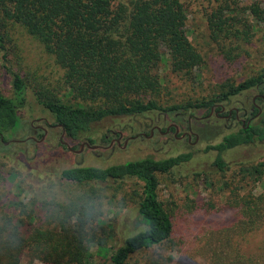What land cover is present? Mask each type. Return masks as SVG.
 Masks as SVG:
<instances>
[{
	"label": "rangeland",
	"instance_id": "1",
	"mask_svg": "<svg viewBox=\"0 0 264 264\" xmlns=\"http://www.w3.org/2000/svg\"><path fill=\"white\" fill-rule=\"evenodd\" d=\"M182 1L187 11V36L201 53L203 64L190 78L174 73L168 64L161 65L158 73L163 90L155 98L160 105H193L212 98L219 99L229 86L262 73L264 20L247 16L250 25L255 27L252 32L256 34L251 33L250 39L240 42L241 55L230 61L209 38L202 0ZM239 1L243 7L257 2L264 9V0ZM1 32L4 38L3 47H0V95L13 97L14 74H18L26 85L25 104L17 109L21 126L9 138L10 141L20 142H9L0 153V173L5 178L23 170H35L55 179L59 170L68 167H107L146 157L163 159L191 153L190 161L180 164L168 174H158L159 200L174 224L170 240L160 249L133 255L129 264H153L155 261L185 264L183 260L175 259L176 253L185 255L186 264H212L214 258H217L215 263L218 264H225V259L228 264H240L238 262L247 256H261L264 220L257 219L260 230L255 233L243 237L239 231L250 225L245 212L251 206L257 216L264 212V168L254 172V168L264 160V141L224 152L225 171H219L214 166L216 152H204L207 145L216 144L224 135L237 131L242 126L240 120L216 117L217 108L212 112L190 108L185 113L180 110L169 114L107 119L93 128L92 137L96 143L92 146L97 148L84 147L77 153L75 151L80 145L88 142L67 139L52 115L38 102L39 97H48L67 104L76 103L68 96L62 68L20 26L8 25ZM255 95V89H251L216 105H222L226 111L238 109L239 117L245 119V123L249 118H252L251 123H257L264 118V101L256 102L261 112L255 115L252 111ZM79 104L95 108L100 102ZM170 125L176 126V134L173 130L165 133L164 129ZM149 131L150 135L147 134ZM104 133H108L109 137L113 135V140L102 142L100 137ZM187 136H190L189 140ZM61 139L65 144H60ZM60 185L69 191L87 189L74 184ZM101 190L108 201L109 211L91 229L90 239L86 241L90 246H85L82 240V235L87 236L82 225L46 221L38 209L23 219L26 221L24 227L29 229L40 224L43 229L60 230L58 237L74 241L76 250L87 247L86 253L92 256L88 259L89 264H102L126 236L141 230V226L137 225V202L142 184L136 179H126L109 183ZM61 224L66 225L67 233L62 231ZM237 242L242 246L240 252L235 249ZM96 243L104 248L99 249ZM26 261L24 257V264H27ZM30 264L44 263L33 260Z\"/></svg>",
	"mask_w": 264,
	"mask_h": 264
},
{
	"label": "trees",
	"instance_id": "2",
	"mask_svg": "<svg viewBox=\"0 0 264 264\" xmlns=\"http://www.w3.org/2000/svg\"><path fill=\"white\" fill-rule=\"evenodd\" d=\"M202 2L211 42L227 60H236L241 55L240 42L256 34L247 16L263 21L264 9L257 2L248 7L241 6L239 0ZM186 20L182 0H0V47L4 38L2 28L8 25L20 26L42 46L62 68L68 96L76 103L67 104L48 97H39L38 102L52 115L67 139L92 146L96 143L92 137L94 126L107 119L180 110L185 113L190 108L210 112L217 102L256 87L264 94L263 69L258 76L229 86L219 99L193 105H160L155 98L163 90L158 73L161 65L168 64L174 73L190 78L203 64L201 53L187 36ZM12 89L13 97L0 95V153L5 149V142L10 141V134L21 126L17 109L25 104L26 85L18 74L12 76ZM80 102H100V105L84 107ZM254 111L258 114V110ZM100 140L109 142L113 135L104 133ZM263 141L264 118L257 123H245L237 131L224 135L218 143L207 145L204 152H216L214 166L225 171L224 152ZM192 156L185 153L163 159L146 157L107 167L75 166L55 174L59 184H74L89 190H101L109 183L126 179H136L142 184L137 202V225L141 230L126 236L102 264H129L133 255L160 249L170 240L174 224L159 200L158 174L170 173ZM261 168L264 160L254 172ZM245 214L250 225L239 231L243 237L260 230L257 219L264 220V212L257 216L252 206ZM22 224L21 246L0 253V264H24V257L27 264L33 260L44 264H89L92 256L86 253L87 247L76 250L74 241L58 237L60 230L43 229L40 224L25 229L26 221L22 220ZM61 229L68 232L65 224H61ZM96 246L104 248L102 244L96 243ZM241 247L237 242L236 252L242 251ZM260 252V257L247 256L238 263L264 264V243ZM216 260L212 264H218Z\"/></svg>",
	"mask_w": 264,
	"mask_h": 264
},
{
	"label": "clouds",
	"instance_id": "3",
	"mask_svg": "<svg viewBox=\"0 0 264 264\" xmlns=\"http://www.w3.org/2000/svg\"><path fill=\"white\" fill-rule=\"evenodd\" d=\"M34 209L46 221L82 225L87 234L82 240L90 246L86 241L91 229L107 215L109 204L100 189L65 190L54 178L37 172L23 170L6 178L0 176V253L21 246L22 220ZM175 259L186 264L182 253H176Z\"/></svg>",
	"mask_w": 264,
	"mask_h": 264
},
{
	"label": "flooded vegetation",
	"instance_id": "4",
	"mask_svg": "<svg viewBox=\"0 0 264 264\" xmlns=\"http://www.w3.org/2000/svg\"><path fill=\"white\" fill-rule=\"evenodd\" d=\"M255 91H256V95L252 98V105H253V107H252V111H253L254 109H256V110H258V114H259V113L261 112V109L257 106L256 102L259 101V100L264 101V94L260 93L259 87H256V88H255ZM214 108H217V109H218L217 114H215L216 117H219V116H220V117L225 118V119H227V120H229V121H231L232 119H234V120H236V121L240 120V122H241L242 125L245 124V119H242V120H241L240 117H239V110H238V109H229V110L226 111V110H225V107H223L222 105H216V104H215V105L210 109V112H212ZM218 113H220L221 115H219ZM251 113H252V112H251ZM251 119H252V118H249L248 120H246V123H247V124H250V123H251ZM171 128H175L174 133L176 134L178 130H177L176 126H174V125H170V126H168V127L165 129V133H168L169 131H171ZM38 129H39V130H42L43 132H45V130H44L43 128L38 127ZM38 129H37V130H38ZM184 134H185V133L181 134V137H182ZM175 138H177L176 135H175ZM187 139L189 140V139H190V136H187ZM32 140L35 141V138H32ZM60 143H61V144H65V143L62 141V139L60 140Z\"/></svg>",
	"mask_w": 264,
	"mask_h": 264
},
{
	"label": "water",
	"instance_id": "5",
	"mask_svg": "<svg viewBox=\"0 0 264 264\" xmlns=\"http://www.w3.org/2000/svg\"><path fill=\"white\" fill-rule=\"evenodd\" d=\"M9 142H20V141H9ZM9 142H5V145H8ZM84 147H87V148H90V149H96L97 147L96 146H90L88 143H83L80 145V148L78 151H75L77 153L81 152V150L84 148Z\"/></svg>",
	"mask_w": 264,
	"mask_h": 264
}]
</instances>
